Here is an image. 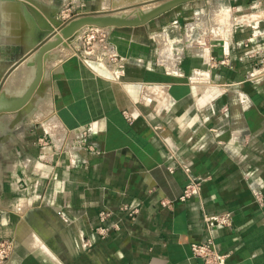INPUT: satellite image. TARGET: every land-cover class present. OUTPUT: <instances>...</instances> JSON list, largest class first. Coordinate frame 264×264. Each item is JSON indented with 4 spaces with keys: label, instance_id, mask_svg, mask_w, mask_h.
<instances>
[{
    "label": "crops",
    "instance_id": "1",
    "mask_svg": "<svg viewBox=\"0 0 264 264\" xmlns=\"http://www.w3.org/2000/svg\"><path fill=\"white\" fill-rule=\"evenodd\" d=\"M259 2L229 5L244 16ZM173 5L107 32L122 70L59 48L37 120L0 129V239L17 244L7 264H204L191 245L208 240L214 264H264V21L233 19L194 43L176 32L190 3ZM10 9L0 2V84L33 45ZM191 182L200 193L180 201ZM226 213L227 226L203 220Z\"/></svg>",
    "mask_w": 264,
    "mask_h": 264
},
{
    "label": "rangeland",
    "instance_id": "2",
    "mask_svg": "<svg viewBox=\"0 0 264 264\" xmlns=\"http://www.w3.org/2000/svg\"><path fill=\"white\" fill-rule=\"evenodd\" d=\"M259 1L260 4H264V0ZM0 2L11 6V14L16 17L12 28L18 35L29 36L33 44L28 48L29 56L26 60L0 84V129L18 124L23 116L27 121L37 120L39 111L46 106V97L42 94L43 87L47 88L48 78L58 64L54 62V53L64 48L65 44L72 43L75 48L67 55L78 49L82 50L86 38L84 34L90 29L96 34L100 31L110 33L115 29L130 27L154 16L155 13L167 11L174 6L173 4L180 3L185 6L190 3L192 8L183 15L185 20L180 22L176 32L195 43L215 34L218 29L228 30L234 17L243 15L234 12L229 0H94L85 4L86 7L82 9L79 7L80 0H70L68 4L59 6V9L54 7L51 0H0ZM41 3L46 4L48 8L43 10ZM37 12L41 13L52 27L53 35L50 34L45 21L36 14ZM226 14L227 16H224ZM79 21L97 22L98 25L84 26L71 38H65L66 31L73 23ZM199 22L200 24L197 25ZM192 28L194 30L189 32ZM168 37L169 40L175 38L174 35ZM59 39L63 41L62 45L56 49L46 50ZM38 76L40 78L35 85ZM23 98H27V101L19 109L11 112L3 110L5 105H14ZM7 116H10L9 120Z\"/></svg>",
    "mask_w": 264,
    "mask_h": 264
},
{
    "label": "built area",
    "instance_id": "3",
    "mask_svg": "<svg viewBox=\"0 0 264 264\" xmlns=\"http://www.w3.org/2000/svg\"><path fill=\"white\" fill-rule=\"evenodd\" d=\"M81 3L79 4V7L82 9L85 7V4L83 0H80ZM234 23L236 24H242V25H251L254 26L259 21H264V9L262 11H258L257 13L244 15L240 17H234ZM93 29H90L85 32L84 38H85V44L84 48L87 51L98 53L101 57H103L104 60L107 62L110 61V63H113L118 66L119 70H122L124 65L121 62V60L117 57L114 49L108 44L107 42V32H99V34L94 33L92 31ZM98 35V38H95L96 35ZM83 38V39H84ZM91 42L93 44L91 45ZM254 76L259 75L261 76L264 74V60H261L260 66L255 70V73L253 72ZM129 121H131V118H127ZM89 151H95L94 146L90 145L87 146ZM201 190V182H191L189 185L186 186L180 201H185L187 199L192 198L193 196H196L200 193ZM257 200L260 201V198L258 194L256 195ZM107 211L103 210L99 212V220L101 223V227L97 229L99 234L103 235L107 228L105 227L107 224ZM205 224L209 229L215 227V226H227L230 224L231 215L229 213L219 215V216H211V215H205L203 218ZM17 249V244L12 240H3L0 239V264H7L9 260L12 258L13 254L15 253ZM191 252L192 256L195 258H200L204 261V264H214L217 263L218 256L215 252V248L213 246V243L211 240H208L204 244H193L191 245Z\"/></svg>",
    "mask_w": 264,
    "mask_h": 264
},
{
    "label": "water",
    "instance_id": "4",
    "mask_svg": "<svg viewBox=\"0 0 264 264\" xmlns=\"http://www.w3.org/2000/svg\"><path fill=\"white\" fill-rule=\"evenodd\" d=\"M40 19H42L43 21H45L46 25H48V28H49V31H50V34L53 35L54 33V30L52 29L51 26H49L48 22L43 18V16L37 12L36 13ZM88 25H98L97 22H88V21H85V22H82V21H79V22H75L72 24V26L66 31L67 33L65 34V38H71L74 33L78 30H80L81 28H83L84 26H88ZM54 44V45H53ZM53 44H51L49 47H47L46 50H52V49H55L56 47L60 46L63 44V41L61 39L53 42ZM56 45V47H55Z\"/></svg>",
    "mask_w": 264,
    "mask_h": 264
}]
</instances>
